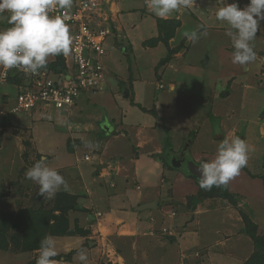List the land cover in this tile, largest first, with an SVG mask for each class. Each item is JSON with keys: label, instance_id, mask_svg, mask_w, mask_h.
<instances>
[{"label": "rangeland", "instance_id": "obj_1", "mask_svg": "<svg viewBox=\"0 0 264 264\" xmlns=\"http://www.w3.org/2000/svg\"><path fill=\"white\" fill-rule=\"evenodd\" d=\"M117 1L99 0L100 13L104 12L105 3L110 5ZM129 1L139 2V0ZM142 1L146 3V0ZM224 2L228 4L235 2L243 9L249 0H224ZM221 6H223L222 0H194L193 7L187 8V24L190 25L188 27L195 29L196 26L202 25L226 28V25L215 19V11ZM146 10L143 15L147 14L150 21H156L160 32L166 33L170 26H175L176 22L173 20L157 19L148 8ZM196 13L203 14L205 17L198 18ZM206 32L207 35L201 38L203 40L205 38V41L199 40L205 47H207L206 43L208 46L217 45L224 39L223 35L217 31ZM257 34L262 35L264 39V22H261ZM228 39H230L229 36ZM156 40L148 41L149 45L156 43ZM159 40L162 41L160 38ZM209 42L212 44L209 45ZM120 44L121 42L117 46L124 47L121 53L123 57H120V61L123 62L124 58L131 57V50L126 45ZM145 44L148 46L147 43ZM219 50L222 51V55ZM206 51L209 55H214L211 64L198 66L194 69V73L177 66V72L174 74L177 75L179 72V75L186 78L185 81L191 79V74L194 76L200 74L204 89L208 86L224 89L226 78L222 75V71L225 67L221 62L222 56L227 54L217 47H207ZM115 53L119 54L118 51ZM259 56L264 57V53ZM55 57L52 62L55 61ZM128 60L131 61V59ZM102 64L105 74L103 59ZM165 65H167L166 62H162L151 70L159 76L157 80L152 78L153 82L156 81L159 84ZM234 69L233 73L243 76L240 73V65ZM229 70L232 71L231 67L226 71L229 72ZM120 72L125 75L124 71ZM112 74L115 75L113 72ZM113 75L111 78H114ZM137 77L141 83L143 77ZM115 80L118 82L122 80L123 86L120 85V89H111L109 86L106 90L104 75L100 90L82 93L75 105L69 108L72 110L64 112V117L53 115L48 118L42 115L41 113H51V109L56 108L39 103L32 110L19 111L17 115L7 117L9 119L0 118V217L3 216L0 219V226L3 225L2 219L6 218L9 221L11 218L6 230L7 235H4L7 250L0 249V264H30V262L36 264L39 248L24 251L19 247L24 241L21 235L24 227L23 224L17 225V217L29 208L38 209L39 207L58 216L59 211L54 207L60 193L71 196L72 204L76 206L66 214L69 231L60 230L59 233L54 234L55 236L51 235L56 241L59 254L64 255L65 261L72 258L79 261L76 252L83 247L88 257L85 264H257L256 260L251 258L256 248L250 233L252 234L251 226L254 224L255 228L253 226L252 228L256 230L255 234L264 237V178H259L262 182L250 183L249 181L247 188L255 189L256 201H253L251 208L246 205L241 210L235 209L234 206L240 201L241 183L247 182L252 175L247 176L246 168L243 169L246 173L242 170L227 187H214L210 191L200 187L198 191L194 190L190 188V183L186 179L188 175L184 154L190 155L187 149L190 144L188 139L195 135L197 138L190 147L191 150L209 153V155L217 150L216 147L220 143L218 137L221 132L217 125L218 119L209 114L210 104L204 103L207 97L200 94L199 89L202 86L199 85L197 90L189 85L182 90V94L187 93L183 97L187 99L186 104H178L174 110L171 109L168 112L167 110L165 112L147 110L146 108L149 107L144 106L141 101L137 102L136 105L144 106L142 108L145 110L146 129L154 133L151 139L145 141L147 145L142 148V155L161 163L162 179L165 180L164 187H160L161 191L158 195L154 192L149 195L152 200L158 202V207L138 210V206L145 203L140 201L147 190L142 189L144 186L142 179H137L139 181L135 182L133 177L129 176L131 174L124 172V158L121 156H125V149L128 150L127 153L132 152L138 155V152L132 139L135 134H131L134 131L129 129L131 121L123 120L124 116L121 115L120 108H123V105L128 107L130 104H135L139 96L134 93V89L137 88L133 82L126 85L127 82L121 77H116ZM130 81H133V78ZM161 81L163 87L167 86L165 85V81L168 82L167 79ZM13 82L15 84L12 86L10 84L4 86L6 83L3 86L0 85L1 113L7 112L12 105L11 99H8L5 94L11 92L15 95L16 91L11 87L17 89L21 78L18 77ZM123 89H126L127 95L123 94ZM206 91L210 90L206 89ZM191 98L196 99L191 103ZM151 108L153 109L154 106ZM164 114L167 115V120L164 118V121L156 124L154 119L158 120L157 116L165 117ZM56 117L64 120V123H60ZM237 119V117L233 120L229 119L230 121H226L225 124L228 126L236 124ZM163 122L170 125H164ZM133 124L135 128L139 127L138 123ZM135 137L138 140H144L148 138V134L143 135L141 131ZM89 142L98 144V147L89 148L87 146ZM41 154L47 156V164L57 169L68 184L66 191L61 190L47 200L37 195L38 186L34 182L25 179L26 170L40 159ZM152 154L156 155L152 158ZM259 162L262 163V160L260 159ZM261 163L258 164L259 170L264 171ZM256 168L250 167L253 171L257 170ZM227 188L231 192L227 191ZM208 195L221 196L226 201H232L228 204L235 210L233 218L236 224L234 220H231L223 221L222 229H219L218 224H215L218 227H215L214 231L203 228L202 225L209 219H206L209 213L207 214L208 208L200 204L204 196ZM242 212L252 224L246 226ZM250 214L255 218L251 219ZM219 219L220 217L216 218V220ZM50 222L57 224L54 219ZM75 222L76 226L87 228V235L74 234L76 232L70 230ZM240 226L242 228L239 229ZM14 236H17L18 241ZM70 251L72 253L65 255ZM79 264L82 262L79 261Z\"/></svg>", "mask_w": 264, "mask_h": 264}, {"label": "crops", "instance_id": "obj_2", "mask_svg": "<svg viewBox=\"0 0 264 264\" xmlns=\"http://www.w3.org/2000/svg\"><path fill=\"white\" fill-rule=\"evenodd\" d=\"M111 4L109 5L105 3L103 5V7L105 6L103 9L104 12H99L98 15H96L92 20V23L94 25H97L102 22L103 26H108L111 29V33L107 35L103 42V47L105 49L106 55L101 58L103 59V63L105 66L104 88L106 87V90H108V87L110 86L111 89H120L119 86H123V82L122 80V83L116 81V77H121L122 79H125L124 81L127 82L126 85L132 84L133 82V84H135L137 88L134 89V93L137 94L139 98L137 97L135 104H128V107H125V105H123V108H120L122 109L121 115L124 116L123 120H125L126 122L131 121L129 129H133L134 131L131 132V134L134 133L136 136V134L138 135V133L142 131L143 135L148 134V138L144 140H138L134 136L132 139L135 143L134 147H137L138 155L132 152L127 153L128 150L125 149V156H121V158H124V172L128 173V175L131 174L129 176H132L135 182L139 181L137 179H142L141 182H143L144 185L142 189L147 190H145L147 193H144V195L141 196L142 201H140V203H154L156 204L155 207H158V202L152 200V197L149 195H152L153 192L157 193L156 195H158V192L161 191L160 187H164L165 181L162 179L163 169L161 163L142 155L143 152L141 150L147 145L145 144V141H147V139H151V136H154V133H150V130L146 129L147 123L144 120L145 110L142 107L147 106L149 108L146 109L152 111L163 110V112H165L167 110L166 112H168L171 109L174 110V107L178 104H186L185 101H187V99H183V97L186 96L187 93L182 94V90H185V88H187L189 85L191 87L197 88L198 90L200 85L202 86V88L199 89L200 94L202 96L207 97L204 103L210 104L209 114H211L212 117H217L218 119L217 125L221 133L219 137H216H218L219 142L221 143L224 139L230 140L234 136H239L246 142L248 146V163L247 166L243 168H246V172L248 173H246L243 169H241V171L243 170L247 174V176L248 174L252 175H249L250 178L249 180H247V182L244 181L241 183L240 190L242 192L240 193L241 196L239 197L240 201L238 204L233 205H235L234 208L237 210H241L242 207H245L246 205L251 208L253 205V201H256L254 198L256 194L255 189L252 190L251 188H247L249 185V181L250 183H257L261 181L259 179L260 177L264 178V171L259 170L260 165L258 166V164L261 163L259 162V160L261 159V166L264 168V95L262 94L264 93V57H258V55L264 53V39L263 37H261L262 35L256 33V38L251 42L254 47V51L256 52V60L252 63L244 65L243 67L240 65V73L243 75L241 76L233 73V70H235L234 68H237L239 65H235L231 62V55L233 49L231 46V40L228 39V35L226 34L225 27L218 28L217 26L206 27L201 25L196 26L195 29L189 28L188 26L190 25L187 24L188 9H181L169 18L163 19L164 21L173 20L174 22H176V26L174 28L172 36L167 40V43H165L164 41L159 40L160 30L157 26L156 21H150L147 14L146 16L143 15V13L147 11L145 2L139 0V2L133 3L129 0H118L112 5ZM101 16L103 18L104 16L106 17L105 22L101 20ZM196 16L198 18H200L201 16L205 17V15L197 13ZM158 18L159 17H157V19ZM198 22H200V20ZM197 29H199L200 31H210V33H215V31H217L223 35L224 39L220 43L218 41L219 44L208 46L205 42V45L210 48L217 47L219 49H223L227 54V56H222L221 62V64L225 67V72L222 71V75L224 76V78H226L224 80L226 83V87L224 89H215L214 87L213 89L209 86L204 89V86L201 85L202 82L200 74H198L197 76L191 74V79L189 81H185L186 78L179 75V72L177 75L174 74L175 72H177V66L184 70L187 69L190 73H194V69L198 68V66L209 65L212 63L214 55H209V52L206 51L207 47L203 46V43L199 42V40L205 41V38L204 40L201 39L204 36H201L198 42L193 44L183 35L186 31L190 32L192 30ZM152 39H157L159 41L157 42L156 40V43L149 45L150 42L148 41ZM120 42V45H126L131 50V57L124 58L123 62L120 61V57H123V54L121 55V53L124 51V47L117 46V44ZM145 43H147L148 46ZM208 44L210 45L212 44V42H209ZM116 51H118L119 54L115 53ZM219 53L222 55V51L220 52L219 50ZM166 58H169V60L164 61V59ZM52 59L53 57H50L48 63H51ZM128 59H131V61ZM203 61L205 63H202ZM162 62H166L167 65H165V71L163 73L161 72L162 76L158 84V82L156 83V81L153 82L152 78L157 80L159 76L155 75V72H152L151 70ZM251 65L254 66L251 67ZM223 66H221V68H224ZM230 67L232 71H226ZM120 71H124L125 75L122 74ZM112 72L115 73V75H113ZM223 72L225 74H223ZM112 75L115 79L111 78ZM121 75L124 77H122ZM108 76L110 77L109 79ZM137 76L143 77V79H141V83ZM132 78L133 81H130V79ZM144 79L146 80L144 81ZM164 79H167L168 82L165 81V85L167 86L163 87V83L161 80ZM13 84L15 83L12 82L10 86H12ZM11 88L12 90L14 89L15 91H17V89H15L14 87ZM165 89L166 91H163ZM206 89H209L210 91L207 92ZM162 91L163 93H161ZM123 94L127 95L126 89H123ZM5 95L8 97V99H11V104H13L16 93L15 95H13L11 94V92H7ZM195 99L196 98H191L190 102H194ZM140 101L144 106L140 107V105H136L137 102L139 103ZM150 106H154V108L152 109ZM51 110V113L45 112L41 114H44V116L48 118L53 117V115L64 117V112L72 109ZM164 115L165 117L159 116V118L157 116L156 118L158 120L154 119L155 122H157L156 124H159L161 121H164V118H166L167 120V115ZM235 117L238 118L236 123L239 124L238 126L235 123L229 126L225 124L226 121H228L229 119L233 120ZM56 118L60 121V123H64V120H61V118ZM134 122L138 123V128H135L133 124ZM163 123L167 126L170 125V123ZM127 125H125L126 128ZM48 134L49 133H47V135ZM196 135H198V133H196ZM196 138L197 137L194 135L193 137L188 139V142L190 144L189 148L187 147V149L188 151H190V155L184 154L186 159H192L196 163H198V161L207 162L213 159L217 153V150L210 155L209 153H201L196 150H191L190 147L195 142ZM39 139L43 140V138L40 137ZM216 148H218V146ZM251 166L257 167V170H251ZM253 173L255 174L253 175ZM189 175L186 179L190 183V188H194V190L198 191L199 185L195 182V177L192 175V177H190ZM242 175L243 177H245L243 173ZM180 176L183 177V175L181 174ZM227 191L231 192L230 189H228ZM137 203H139V201ZM228 203L230 202L222 199L221 196H204V199L200 205L208 208L207 214L209 213V216L202 217H206V219H209L207 221L208 223L206 222L204 223V225H202L203 228H205L206 230L214 231L215 227H218V225H220L219 229H222L223 221L229 222L231 220H234L233 211L235 210L232 209ZM141 205L142 204H140L139 206ZM253 212L255 213L256 211ZM250 216L249 217L251 219L255 218V216L251 214ZM219 217L221 220H216V218ZM215 224L218 225L215 226ZM234 224H236L235 220ZM240 228L242 227L240 226L239 229ZM69 253H72V251L66 253L65 255H68ZM52 259L54 264H76V262L79 264V261L75 260L74 258L65 261L64 255L61 254L56 257H53ZM56 260L59 261L57 262Z\"/></svg>", "mask_w": 264, "mask_h": 264}, {"label": "clouds", "instance_id": "obj_3", "mask_svg": "<svg viewBox=\"0 0 264 264\" xmlns=\"http://www.w3.org/2000/svg\"><path fill=\"white\" fill-rule=\"evenodd\" d=\"M215 11V19L226 25V34L232 46L231 62L244 66L256 60L252 41L261 22H264V0H249L241 9L235 2L225 3ZM194 0H146V7L156 17L166 19L181 9L193 7ZM73 0H0V21L9 27L0 29V70L7 76L11 69L26 75H35L45 68L50 57L71 54L72 36L62 15H50L54 9L70 10ZM184 37L195 44L206 31L192 30ZM89 148L98 147L91 142ZM248 163V146L239 136L224 139L217 148L215 157L207 162L198 161L199 187L210 191L215 187H227ZM186 165V163H185ZM25 179L38 186L37 195L51 199L68 184L59 171L47 164V156L41 154L25 172ZM59 255L56 241L51 235L39 243L36 264H54ZM76 256L82 264L87 253L79 248Z\"/></svg>", "mask_w": 264, "mask_h": 264}, {"label": "built area", "instance_id": "obj_4", "mask_svg": "<svg viewBox=\"0 0 264 264\" xmlns=\"http://www.w3.org/2000/svg\"><path fill=\"white\" fill-rule=\"evenodd\" d=\"M99 7V0H73L70 10L54 9L50 13L66 17L72 36L71 54L60 55L64 67L58 71L50 68V63L35 75L11 69L4 77L0 70V85L7 83L12 76L21 78L14 103L7 112L0 111V115L14 116L19 111L32 110L39 103L58 110L69 109L82 93L100 90L104 81L101 58L106 53L103 42L111 29L102 22L92 23L100 12ZM100 18L106 21L105 17ZM0 25V29L10 26L6 21H0Z\"/></svg>", "mask_w": 264, "mask_h": 264}, {"label": "trees", "instance_id": "obj_5", "mask_svg": "<svg viewBox=\"0 0 264 264\" xmlns=\"http://www.w3.org/2000/svg\"><path fill=\"white\" fill-rule=\"evenodd\" d=\"M176 26V25H175ZM175 26H170L169 30L166 31V33L164 32H160L159 38L164 41L165 43H167V40L172 36L173 31ZM169 58L164 59V61H168ZM48 66L50 68H53L54 70L58 71L61 70L64 65L63 62L60 58V55L56 56V60L54 62H51L50 64H48ZM17 78L15 77H10L8 82L5 84H11L13 82V80H16ZM12 81V82H11ZM8 116H2L0 117L1 119H9L7 118ZM153 155L156 154H152ZM187 174V173H186ZM189 175V174H187ZM190 177H192L191 175H189ZM194 178V177H193ZM195 179V178H194ZM196 183L199 185V181L197 179H195ZM64 198V199H63ZM72 197L68 196L67 194H58L57 199L55 200V210L59 211V215L56 216L53 214V212L51 213V211H45L44 208L39 207L38 209H34V208H29V210L24 211V214H20L17 217V225L18 224H23L24 227V231L21 232L22 238H24V241L22 242L21 246H19L22 250L24 251H32L35 249L39 248V243L40 240L46 236V235H52L55 236L54 234H57L61 231H69V227H68V219H66V214L69 210H71L74 206V204H72ZM232 202V201H230ZM242 217L246 223V226L249 224H252L247 217L244 215V213H241ZM3 216L0 217V219ZM51 219H54L57 221V224H51ZM11 218L8 221V219L4 218L2 219V223L3 225L0 226V249L3 250H7V246L5 245V238L4 235L7 233V226L10 224ZM51 225H53L51 227ZM77 223L75 222L73 224V228H70V230H74V234H82V235H87L88 230L87 229H83L76 226ZM251 226V225H250ZM252 226L254 227V224H252ZM251 226V232L250 235L253 238L254 241V246L256 248V250L253 252L252 255V259L256 260L257 264H264V237L263 236H257L255 234L256 230L254 228H252ZM9 227V226H8ZM72 232V231H71ZM72 233V234H73ZM7 235V234H6ZM14 238L17 239V236ZM14 240V239H13ZM16 241V242H17ZM257 249L259 251H257ZM34 262H30V264H32Z\"/></svg>", "mask_w": 264, "mask_h": 264}, {"label": "water", "instance_id": "obj_6", "mask_svg": "<svg viewBox=\"0 0 264 264\" xmlns=\"http://www.w3.org/2000/svg\"><path fill=\"white\" fill-rule=\"evenodd\" d=\"M186 173L194 176L198 181L200 179V175L197 172V168L199 164L194 162L192 159H188L186 162ZM156 204L154 203H144L138 207L139 210L147 209V208H154Z\"/></svg>", "mask_w": 264, "mask_h": 264}, {"label": "flooded vegetation", "instance_id": "obj_7", "mask_svg": "<svg viewBox=\"0 0 264 264\" xmlns=\"http://www.w3.org/2000/svg\"><path fill=\"white\" fill-rule=\"evenodd\" d=\"M187 161V159L185 158V162Z\"/></svg>", "mask_w": 264, "mask_h": 264}]
</instances>
